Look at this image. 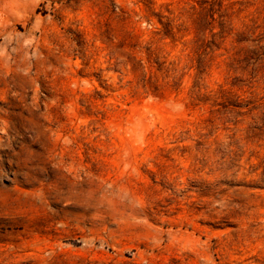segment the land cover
I'll return each mask as SVG.
<instances>
[{"label":"rangeland","instance_id":"374dc122","mask_svg":"<svg viewBox=\"0 0 264 264\" xmlns=\"http://www.w3.org/2000/svg\"><path fill=\"white\" fill-rule=\"evenodd\" d=\"M0 264H264V0H0Z\"/></svg>","mask_w":264,"mask_h":264}]
</instances>
